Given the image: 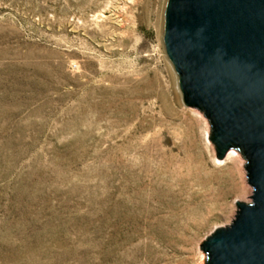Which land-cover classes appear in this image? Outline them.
I'll return each instance as SVG.
<instances>
[{
	"label": "rangeland",
	"instance_id": "374dc122",
	"mask_svg": "<svg viewBox=\"0 0 264 264\" xmlns=\"http://www.w3.org/2000/svg\"><path fill=\"white\" fill-rule=\"evenodd\" d=\"M168 2L0 0V264H204L253 201L184 102Z\"/></svg>",
	"mask_w": 264,
	"mask_h": 264
},
{
	"label": "water",
	"instance_id": "95a60500",
	"mask_svg": "<svg viewBox=\"0 0 264 264\" xmlns=\"http://www.w3.org/2000/svg\"><path fill=\"white\" fill-rule=\"evenodd\" d=\"M164 39L184 102L208 117L219 157L241 151L254 188L203 241L204 264H264V0H169Z\"/></svg>",
	"mask_w": 264,
	"mask_h": 264
},
{
	"label": "bare ground",
	"instance_id": "6f19581e",
	"mask_svg": "<svg viewBox=\"0 0 264 264\" xmlns=\"http://www.w3.org/2000/svg\"><path fill=\"white\" fill-rule=\"evenodd\" d=\"M240 163H241V162H240ZM242 168H243V167H242ZM242 168H241V169H242ZM243 170H244V169H242V171H243ZM245 172H246V171H245ZM244 179H246V178H244ZM244 181H245V180H244ZM244 183H245V182H244ZM246 185H247V184H246ZM247 187H248V186H247ZM249 187H250V186H249ZM247 189H248V188H247Z\"/></svg>",
	"mask_w": 264,
	"mask_h": 264
}]
</instances>
